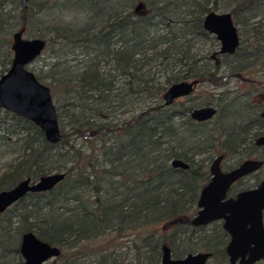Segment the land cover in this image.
Masks as SVG:
<instances>
[{
    "label": "trees",
    "instance_id": "16d2710c",
    "mask_svg": "<svg viewBox=\"0 0 264 264\" xmlns=\"http://www.w3.org/2000/svg\"><path fill=\"white\" fill-rule=\"evenodd\" d=\"M139 2L143 10L133 11ZM219 9L232 14L241 44L212 58L218 43L202 22ZM54 10L74 18L56 15L47 26ZM22 27L46 41V71L30 70L50 89L61 137L52 144L0 110V145L11 139L17 153L0 171V191L53 171L65 178L0 213V264H23L29 231L60 248L55 264H158L163 244L174 257L208 250L211 264H228L220 225L192 227L190 218L210 160L252 153L249 132H239L257 116L252 98L264 96V0H0V76ZM182 80L211 90L164 105L165 90ZM233 80L248 88L231 89ZM199 105L214 106L215 116L192 120ZM176 159L188 168L173 167Z\"/></svg>",
    "mask_w": 264,
    "mask_h": 264
},
{
    "label": "water",
    "instance_id": "95a60500",
    "mask_svg": "<svg viewBox=\"0 0 264 264\" xmlns=\"http://www.w3.org/2000/svg\"><path fill=\"white\" fill-rule=\"evenodd\" d=\"M143 8L139 2L135 12ZM206 32L214 35L220 42L215 54L235 53L240 45L237 27L229 12L209 11L202 22ZM25 27L12 34V58L8 69L0 76V110H6L29 120L42 132L46 141L56 144L61 137L56 107L49 87L41 82L30 70L44 52L46 41L39 37L25 36ZM213 54V56H215ZM195 86L193 81H180L170 85L162 95L164 105L169 106L177 99L188 96ZM217 112L213 106L195 108L190 116L195 121L211 119ZM264 117V112L261 114ZM257 144H264V135ZM222 155L214 158L209 172L210 179L200 190L197 200V213L191 219L193 226L206 225L216 220L223 221V229L229 234L226 246L229 264H255L264 260V179L253 189L239 192L236 197H226L233 182L257 170L263 162L247 159L227 172L220 168ZM173 167L188 168L182 160H173ZM65 178L64 172H51L36 180L23 179L13 187L0 191V213L22 199L27 193L46 192L53 189ZM19 252L23 264H46L60 254L59 247L39 239L33 232L21 236ZM209 252L187 253L183 257H172L170 247L161 246L158 264H206Z\"/></svg>",
    "mask_w": 264,
    "mask_h": 264
},
{
    "label": "flooded vegetation",
    "instance_id": "af4514ba",
    "mask_svg": "<svg viewBox=\"0 0 264 264\" xmlns=\"http://www.w3.org/2000/svg\"><path fill=\"white\" fill-rule=\"evenodd\" d=\"M211 11H213V10H211ZM215 12H218V11H215ZM219 13H224V12H219ZM230 13V12H229ZM231 14V13H230ZM205 16V15H204ZM231 17H232V20H233V16H232V14H231ZM204 18V17H203ZM233 23H234V25L237 27V29H238V26L235 24V22H234V20H233ZM238 32H239V30H238ZM208 33V32H207ZM210 34V33H209ZM212 35V34H211ZM214 36V35H213ZM239 37H240V44H241V36H240V32H239ZM214 38H215V40L217 41V43H218V45H219V48H220V42L216 39V37L214 36ZM240 46V45H239ZM219 48L213 53V54H215L218 50H219ZM238 49V48H237ZM236 52V51H235ZM213 54H212V58H216V56H218V55H220V54H215V56H213ZM182 81H193V82H195V86L198 84L197 83V81L196 80H182ZM194 86V87H195ZM194 87H193V89H194ZM261 89H264V88H261ZM194 92H193V90H192V92L188 95V96H185V97H182V98H180V99H177L176 101H174L173 103H175V102H178V101H180V100H182V99H184V98H188V97H190V96H192V95H194L193 94ZM240 94V93H239ZM256 98H254V99H252L251 100V109H253V110H255V109H257V116L255 117V118H253L252 120H250L249 121V124H248V126H246L244 129H242V131H240L239 133L240 134H242L243 132H245V130H246V132H249V134H248V136H247V140L245 141V145H247V147L250 149V150H252V153L250 154V155H248V156H245L244 158H242V159H240V157L238 158V157H236L237 158V160L235 161V163H234V165H232V166H228L227 168H224L222 165H223V162L227 159V158H229V156H225V155H223V154H219V155H222V159H221V161H220V168H221V170L223 171V172H227V171H229V170H231V169H234V168H236L237 166H239L241 163H243V161H245V160H247V159H252V160H257V161H261V162H263V164L257 169V170H255V171H253V172H251V173H249V174H247V175H245V176H243V177H241V178H239L238 180H236L235 182H233L232 184H231V186L228 188V190H227V192H226V197H225V199H228V198H234V197H236V195L239 193V192H242V191H246V190H248V189H253V188H256L260 183H261V181L264 179V173L261 175L260 174V171L264 168V144H262V145H259V144H257L256 142H257V140L261 137V136H263L264 135V117H262L261 116V114H262V112H264V96L263 95H259V94H257L256 96H255ZM172 103V104H173ZM203 106H212V105H199V106H197V107H195V108H199V107H203ZM214 107V106H213ZM195 108H193V109H195ZM192 109V110H193ZM191 110V111H192ZM190 111V112H191ZM189 116H190V113H189ZM215 116V115H214ZM213 116V117H214ZM212 117V118H213ZM190 118H191V116H190ZM211 118V119H212ZM192 119V118H191ZM211 119H209V120H211ZM193 120V119H192ZM209 120H206V121H209ZM195 121V120H194ZM196 122H199V121H196ZM202 122H205V121H202ZM240 130V129H239ZM241 146V145H240ZM219 155H217V156H219ZM217 156H215V157H217ZM214 157V158H215ZM214 158L212 159V161L214 160ZM212 161H211V163H212ZM186 163V162H185ZM211 163L209 164V168H210V165H211ZM209 179H210V172H209ZM209 179H208V181H209ZM251 179V180H250ZM208 181L205 183V184H207L208 183ZM204 184V185H205ZM203 185V186H204ZM202 186V187H203ZM202 189V188H201ZM200 189V190H201ZM199 193H200V191H199ZM198 196H199V194H198ZM197 200H198V198H197ZM196 213H197V202H196V212H194V214L191 216V218H190V221H191V219L196 215ZM263 223H264V210H263ZM191 224V223H190ZM218 225H220V227H221V229L226 233V235H227V242H226V246H227V244H228V242H229V240H230V236H229V234L223 229V227H222V225H223V221L222 220H216V221H213V222H210V223H208V224H206V225H200V226H193V225H191L192 227H201V228H207V227H209V228H212V227H216L217 228V226ZM226 246H225V248H226ZM60 249V248H59ZM226 250V249H225ZM60 252H61V250H60ZM197 252H209L211 255H210V257H209V260L207 261V263L206 264H209V263H211L210 261H211V259H212V257H213V253L211 252V251H197ZM189 253H196V252H189ZM225 253H226V251H225ZM172 254V253H171ZM60 255V254H59ZM58 255V256H59ZM186 255V254H185ZM227 255V254H226ZM57 256V257H58ZM172 257H174L173 255H172ZM183 257V256H182ZM56 258V257H55ZM55 258H53V259H51L52 261L55 259ZM174 258H180V257H174ZM50 260V261H51ZM227 261H228V256H227ZM262 261V260H261ZM49 262V261H48ZM47 262V263H48ZM228 264H229V262H228ZM237 264V263H236Z\"/></svg>",
    "mask_w": 264,
    "mask_h": 264
},
{
    "label": "rangeland",
    "instance_id": "374dc122",
    "mask_svg": "<svg viewBox=\"0 0 264 264\" xmlns=\"http://www.w3.org/2000/svg\"><path fill=\"white\" fill-rule=\"evenodd\" d=\"M220 4H222L221 1H219V5ZM135 7H136V5H135ZM210 7H211V5H210ZM131 9L134 11V7L131 8ZM142 10H143V8H142ZM218 12H223V11L221 9H219ZM53 13H54L53 16L50 15V16L47 17V19H48V21L46 23L47 26H49L50 24H53V22L56 20V18H55L56 15L59 16V17H62L63 20L67 21V22L68 21H72V19L74 18L73 14H70V13L67 14V13H62V12L55 11V10H54ZM25 36L26 37H31L27 33L25 34ZM198 44L206 47V46H208L209 42H207V43L206 42H200ZM218 48H219V45H218L217 49ZM46 56H47V53H46V51H44L42 56L40 58H38L32 65H30V68L32 70H34L36 73H39L41 71L43 72V70L46 71V68L44 67V65L46 63V58H45ZM231 85H232L231 89L238 90V91H240V93H243V91H245V89L248 88V86L246 85V83L243 80H238V81L237 80H233ZM254 86H258V85H254ZM210 90H211V87L207 86V84H200V85H196L194 87V89H193L194 93L193 94L195 96H201L202 94H204L205 92L210 91ZM253 98H256V97H253ZM128 117H129V115H127V114L119 115V116L116 117L115 121L121 122L122 120H125V118H128ZM12 139H14V137ZM79 141H80V139L78 140V142ZM9 142H11V139H8L7 141H4V143L0 145V171L5 169V167H7L9 164L14 163V161L16 162L17 153L14 152L11 149V145L6 144V143H9ZM12 148H13V146H12ZM212 159L210 160V163H211ZM236 160H237L236 157L229 156V158H227L223 162L222 166L224 168H227L228 166H232V165H234ZM263 173H264V168L260 171L261 175ZM195 212H196V210H195ZM125 239L126 238H124V240ZM46 264H55V262L51 260V261H49ZM209 264H211V263H209Z\"/></svg>",
    "mask_w": 264,
    "mask_h": 264
},
{
    "label": "bare ground",
    "instance_id": "6f19581e",
    "mask_svg": "<svg viewBox=\"0 0 264 264\" xmlns=\"http://www.w3.org/2000/svg\"><path fill=\"white\" fill-rule=\"evenodd\" d=\"M120 3H121V1H120ZM95 4V3H94ZM93 4V5H94ZM103 4V3H102ZM54 6H55V4H54ZM95 7V6H94ZM102 7H103V5H102ZM74 8V7H73ZM88 8V7H87ZM96 8H98V7H96ZM100 9V8H99ZM68 10H70V9H68ZM91 10V9H90ZM77 12V11H76ZM80 12V11H79ZM92 15H93V13H92ZM7 18V17H6ZM155 23V22H154ZM11 24V23H10ZM7 25V24H6ZM6 31H4V33H5ZM6 34V33H5ZM9 34V33H8ZM7 35V34H6ZM87 44V43H86ZM94 44V43H93ZM97 44V43H96ZM91 45V44H90ZM94 46V45H93ZM92 48V47H91ZM9 52H10V49H9ZM5 54V53H4ZM10 54V53H9ZM11 54H12V51H11ZM1 55V54H0ZM5 58V57H4ZM8 60V59H7ZM5 61V60H4ZM3 61V62H4ZM60 61V60H59ZM65 61V63H66V60H64ZM1 62V61H0ZM57 62V61H56ZM63 62V61H62ZM6 63H7V61H6ZM59 63V62H58ZM219 63V62H218ZM70 64V63H69ZM56 65V64H55ZM54 65V66H55ZM58 65V64H57ZM6 66V65H5ZM8 66V65H7ZM53 68V67H52ZM69 68V67H68ZM61 69V68H60ZM57 70V69H56ZM59 70V69H58ZM6 71V70H5ZM67 71V70H66ZM60 72V71H59ZM65 72V71H64ZM49 73V72H48ZM57 73V72H56ZM66 73V72H65ZM69 73V72H68ZM49 75V74H48ZM62 75V74H61ZM60 75V76H61ZM70 75V74H69ZM80 75H81V73H80ZM50 76H51V74H50ZM62 77V76H61ZM64 77V76H63ZM70 77V76H69ZM75 77V76H74ZM63 79V78H62ZM68 80V79H67ZM74 80V79H73ZM64 96V95H63ZM73 134V133H72ZM75 135V134H74ZM73 136V135H72ZM71 137V136H70ZM74 137V136H73ZM64 139V138H63ZM62 141V140H61ZM82 141H83V139H82ZM74 143V142H73ZM58 145V144H57ZM79 146V145H78ZM89 146V145H88ZM81 147V146H80ZM87 151V150H86ZM52 165V164H51ZM53 165H54V163H53ZM61 167H63V166H61ZM45 169V168H44ZM47 169V168H46ZM7 170V169H6ZM54 172V171H53ZM133 241V240H132ZM134 246V245H133ZM61 256V255H60ZM112 263V262H111ZM110 264V263H109Z\"/></svg>",
    "mask_w": 264,
    "mask_h": 264
}]
</instances>
